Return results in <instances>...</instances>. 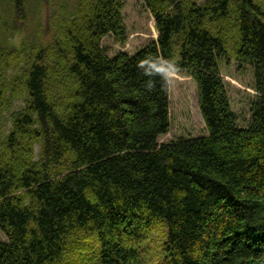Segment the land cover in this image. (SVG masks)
Instances as JSON below:
<instances>
[{"label":"trees","instance_id":"16d2710c","mask_svg":"<svg viewBox=\"0 0 264 264\" xmlns=\"http://www.w3.org/2000/svg\"><path fill=\"white\" fill-rule=\"evenodd\" d=\"M142 1L157 38L133 55L102 44L127 39L121 0H78L48 43H0V264H264V3ZM230 54L253 76L244 127ZM165 60L195 82L205 135L159 142L169 82L145 73Z\"/></svg>","mask_w":264,"mask_h":264},{"label":"rangeland","instance_id":"374dc122","mask_svg":"<svg viewBox=\"0 0 264 264\" xmlns=\"http://www.w3.org/2000/svg\"><path fill=\"white\" fill-rule=\"evenodd\" d=\"M203 3L205 0H195ZM264 3V0H260ZM12 0H0V43L7 49L38 45L48 43L53 32V25L60 18L67 19L72 16L78 0H25L26 18L16 33L5 28L4 24H10L14 20ZM46 2V3H45ZM48 2V3H47ZM122 20L126 27L127 39L124 45H119L114 38L108 36L103 39L102 44L110 56L116 52L123 51L133 55L140 48L150 41H155L157 32L154 26V19L145 8L142 0H121ZM50 20L51 27L47 29ZM18 69L9 72V78L19 76ZM169 82V132L159 139V142L172 141L179 137H198L206 134L204 121L198 108L196 84L187 71H178L170 74ZM219 75L221 76L231 110L237 117V124L240 127L247 125L250 119L251 101L256 93L252 88L253 76L248 65H238L231 54L228 58L220 60ZM22 106L21 102L15 101L12 110ZM8 113L4 114L7 120ZM8 125V123H7ZM38 148L36 149V152ZM154 236V234L152 235ZM4 237L0 233V240ZM149 247V246H148ZM152 248L146 251L152 253ZM74 258L76 254L73 255ZM148 262L147 255L144 256ZM73 259V258H72ZM71 259V260H72ZM154 258H152V261ZM76 264V260H72ZM80 264V263H79ZM140 264V263H139ZM141 264H146L142 260Z\"/></svg>","mask_w":264,"mask_h":264},{"label":"clouds","instance_id":"9594fccd","mask_svg":"<svg viewBox=\"0 0 264 264\" xmlns=\"http://www.w3.org/2000/svg\"><path fill=\"white\" fill-rule=\"evenodd\" d=\"M149 62L151 63H159V61H156L154 58L152 60H150ZM148 65L146 63H142L141 65H139V67L141 69L146 68ZM179 71L178 65L176 64L175 61L172 60H165L164 61V67L163 70H161L158 73H145L146 76L149 77H159L164 83H167L170 79H171V75L170 74H174L176 72ZM152 84L150 83L148 85V88L151 89Z\"/></svg>","mask_w":264,"mask_h":264}]
</instances>
